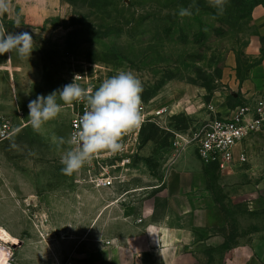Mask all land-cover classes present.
I'll return each mask as SVG.
<instances>
[{
    "label": "rangeland",
    "instance_id": "1",
    "mask_svg": "<svg viewBox=\"0 0 264 264\" xmlns=\"http://www.w3.org/2000/svg\"><path fill=\"white\" fill-rule=\"evenodd\" d=\"M245 1L250 5L245 12H250L256 0ZM181 8H190L192 15L180 17ZM210 8L215 7L194 0H10L0 24L13 34L28 32L44 65L42 78L30 85V55L21 57L15 50L0 55V120L8 118L17 128L0 141V227L17 241L5 244L12 250L10 264H30V229L41 231L33 239L47 243L77 239L70 235L90 228L127 242L143 229L141 214L155 221L167 213L162 180L176 153L173 132L206 114L188 116L184 107L201 95L208 104L214 96L216 103L207 107L217 111L221 104L228 114L227 108L242 103L222 76L228 56L240 82L264 57V37L256 36L248 16L239 20L229 0L223 14ZM71 59L93 64L102 72L100 79L131 71L142 82L141 98L184 108L167 121L168 129L143 127L122 186H81L75 183L77 172L62 171L61 158L69 146L58 148L53 138L68 139L65 106L39 131L30 123L29 101L69 84ZM57 103H63L59 94ZM254 146L257 153L248 147L247 161L229 175L203 165L194 226L196 241L203 242L177 257L164 254V263L259 264L244 251L234 253L238 239L264 221V137ZM112 199L118 203L106 213ZM101 212L103 220L97 222ZM207 218L213 225L201 227ZM210 235L217 241L205 243ZM146 261L154 263L149 252Z\"/></svg>",
    "mask_w": 264,
    "mask_h": 264
},
{
    "label": "crops",
    "instance_id": "2",
    "mask_svg": "<svg viewBox=\"0 0 264 264\" xmlns=\"http://www.w3.org/2000/svg\"><path fill=\"white\" fill-rule=\"evenodd\" d=\"M249 22L255 30L256 36L264 37V6L255 5L251 9ZM252 45L256 49V42ZM256 50L253 54H257ZM232 66L233 61L228 56V62L222 71V76L224 81L228 83V87L236 89V93L240 95L242 102L252 103L255 98L264 96V57L260 63L250 67L246 78L241 82L236 78ZM29 69L31 85L42 78L44 73L43 61L34 47L30 54ZM208 102L210 105L216 103L214 96ZM208 104L201 95L197 97L196 102L188 104L184 108L188 116L195 117L196 115H203ZM182 109L179 104H173L169 111L176 115L183 113ZM217 111L223 116L227 115L221 104H218ZM263 137L264 130L246 136L235 148V156L241 150L246 155L249 150L257 153L254 145H261ZM242 166L243 164L237 163L229 171L222 172H227L229 175L230 172L240 170ZM203 177V164L196 154V149L189 147L177 149L162 180L168 211L155 221H152L148 214H141L138 220L140 219L139 222L143 224V229L138 233V236L132 237L133 240L116 242L113 239L114 234H109L107 231L98 228H90L70 235L77 239L56 240L47 243L33 239L38 238L41 231L30 229V238H32L30 239V264H59V260L63 264H147L148 252L154 256L153 264H174L164 263L166 260L164 261L163 255L173 254L174 257H177L178 253L189 252L199 244L198 242H203L196 241L194 231L195 211L198 206L196 191L200 188ZM115 203H118L116 199L108 202L106 213L110 212V207ZM104 213H98L99 216L95 217L97 222L103 220ZM218 219L219 223L224 221L221 214ZM213 223L210 218H207L199 225L209 228ZM151 238L153 244H150L151 240L149 239ZM216 239L210 235L204 242L210 244L217 241ZM223 240L222 236H218L219 244L223 243ZM36 248H39V251H35ZM242 251L246 252L256 263L264 264V221L257 229L238 239L234 253Z\"/></svg>",
    "mask_w": 264,
    "mask_h": 264
},
{
    "label": "clouds",
    "instance_id": "3",
    "mask_svg": "<svg viewBox=\"0 0 264 264\" xmlns=\"http://www.w3.org/2000/svg\"><path fill=\"white\" fill-rule=\"evenodd\" d=\"M209 3L218 9V14H223L227 0H209ZM9 6L10 0H0V15L6 13ZM191 15L190 8L179 10L180 17ZM15 26H20L19 18ZM33 43L28 32L13 34L0 24V55L11 54L15 50L19 56L28 58L33 50ZM142 91V82L131 71H119L102 81L95 90L92 87H82L74 78L62 90L53 91L46 96L37 95L34 100H30L28 116L32 127L39 131L44 123L57 118L64 111V106L72 107L73 102L86 104L70 137L67 140L64 137L53 138L58 148L65 144L69 146L61 163L64 165L62 171L71 175L102 153L116 154L125 150L123 137L138 130L144 122ZM57 94L62 104L57 103ZM3 232L0 228V233ZM3 239L0 236V240ZM16 242L11 236L4 240L5 244ZM11 257V248L0 246V264H10Z\"/></svg>",
    "mask_w": 264,
    "mask_h": 264
},
{
    "label": "built area",
    "instance_id": "4",
    "mask_svg": "<svg viewBox=\"0 0 264 264\" xmlns=\"http://www.w3.org/2000/svg\"><path fill=\"white\" fill-rule=\"evenodd\" d=\"M68 83L75 82L82 87H99L102 81L110 78L100 79L102 72L97 70L93 64L88 62H77L71 59ZM154 99L142 98V114L144 122L138 130L123 137L126 148L116 154L102 153L93 158L90 164H86L77 171L75 183L96 189L122 186L125 183L126 172L131 158L136 153L139 135L146 125H154L159 128L168 129L167 121L173 116L169 107L156 104ZM68 110V138L75 130L86 104L73 102L72 107L65 106ZM189 123V122H188ZM17 128L10 119L0 120V141L12 135ZM264 130V96H259L252 103H238L228 109V114L223 116L211 106L207 107L205 116L187 125L184 129L173 132L176 140L173 141L174 148L182 149L194 144L196 154L204 166H215L221 171H229L237 163L243 164L247 161L246 153L241 150L235 156V148L244 138L250 134Z\"/></svg>",
    "mask_w": 264,
    "mask_h": 264
},
{
    "label": "trees",
    "instance_id": "5",
    "mask_svg": "<svg viewBox=\"0 0 264 264\" xmlns=\"http://www.w3.org/2000/svg\"><path fill=\"white\" fill-rule=\"evenodd\" d=\"M229 1H231V7L234 9V12L237 15V18L239 20H242L243 18H245L247 16L249 17L250 12L249 11L245 12L246 8L248 6H250L247 1H245V0H229ZM194 4L195 5H202V6L210 5L209 0H194ZM256 4H261L262 6H264V0H256V2L254 4H251V6H253V5L255 6ZM216 11H218V9L215 10V8H210V12L214 13Z\"/></svg>",
    "mask_w": 264,
    "mask_h": 264
},
{
    "label": "bare ground",
    "instance_id": "6",
    "mask_svg": "<svg viewBox=\"0 0 264 264\" xmlns=\"http://www.w3.org/2000/svg\"><path fill=\"white\" fill-rule=\"evenodd\" d=\"M1 228V227H0ZM4 230L3 233H0V236H3V240H0V246H3L4 248H10L8 245H5L4 240L8 239V233L6 232V230L4 228H2Z\"/></svg>",
    "mask_w": 264,
    "mask_h": 264
}]
</instances>
